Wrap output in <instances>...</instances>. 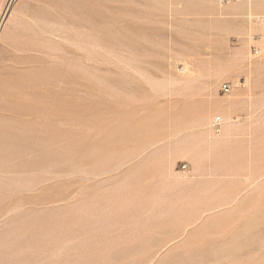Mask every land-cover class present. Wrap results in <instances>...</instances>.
<instances>
[{
    "label": "rangeland",
    "instance_id": "374dc122",
    "mask_svg": "<svg viewBox=\"0 0 264 264\" xmlns=\"http://www.w3.org/2000/svg\"><path fill=\"white\" fill-rule=\"evenodd\" d=\"M233 7L0 0V264H264V0Z\"/></svg>",
    "mask_w": 264,
    "mask_h": 264
},
{
    "label": "bare ground",
    "instance_id": "6f19581e",
    "mask_svg": "<svg viewBox=\"0 0 264 264\" xmlns=\"http://www.w3.org/2000/svg\"><path fill=\"white\" fill-rule=\"evenodd\" d=\"M217 2H218V4L220 5V6H229L230 4L231 5H234V7H233V10H238L239 9V7L241 6V4H242V2H243V0H237V1H233V2H230V3H227V4H221L220 2H219V0H217ZM249 5V4H248ZM249 7V6H248ZM248 10H249V8H248ZM250 12V11H249ZM248 12V13H249ZM250 16H252V15H248V17L250 18ZM258 18H260V17H258ZM250 20V19H249ZM260 23L261 24H263L264 25V18L263 19H261V21H260ZM249 27V26H248ZM262 40L264 41V36L262 37ZM230 92V91H229ZM230 98V97H229ZM217 117V116H216ZM215 117V118H216ZM220 117V116H219ZM215 120V119H214ZM239 120V119H238ZM233 121V124L236 122V120H232ZM222 123H223V121H222V119H221V117H220V123H219V127L217 128V129H215L214 127H213V130H214V132L215 133H218L219 132V130H220V126L222 125ZM238 123V122H237ZM230 125L232 124V123H229ZM240 124V123H239ZM235 125H237L236 123H235ZM243 125V124H242ZM1 129H3V128H0V132H1ZM16 130V129H15ZM15 130L11 133V131L9 132H6V134L8 133H10V136L12 135L13 136V134L14 133H16L17 131H18V129L16 130V132H15ZM227 130H231L232 131V133H234V135L235 134H239V135H241V136H245V135H247V134H249L250 132V126L248 127V126H246V127H240V128H237V127H230L229 126V128L227 127ZM236 130V131H235ZM3 131V130H2ZM5 131H7V130H5ZM20 131H21V129H19V131L17 132V133H20ZM239 131V132H238ZM22 132V131H21ZM5 133V132H4ZM17 133H16V136L14 137H12L13 138V140H14V138L16 139V137H17ZM203 133V132H202ZM200 134L198 137H197V139L195 140V142H193V144L194 145H196L195 146V149H196V147L198 146V144L199 145H206V146H208L209 147V145H211V143L213 142V143H222V144H225V142H224V140H222V139H219V140H214V141H211V140H209L204 134ZM222 133V132H221ZM21 134V133H20ZM5 135V134H4ZM23 135H25L24 134V132H23ZM26 135H27V132H26ZM230 135V137H231V134H229ZM228 135V136H229ZM10 136L9 135H7V137H8V139H10ZM21 135H19V137H20ZM28 136V135H27ZM30 136V135H29ZM220 136V135H219ZM225 136V135H224ZM2 137H3V134H2ZM19 137H17V138H19ZM23 137V136H22ZM26 138V137H25ZM41 138H43V137H41ZM4 139H6V138H4ZM8 139H6V141L8 140ZM22 139V138H21ZM12 140V141H13ZM19 140V139H18ZM23 140H25V139H23ZM26 140H28V139H26ZM31 140V139H30ZM5 141V140H4ZM11 141V140H10ZM9 140H8V142H10ZM16 141H17V139H16ZM19 141H21V140H19ZM18 141V142H19ZM229 141V140H228ZM23 142V141H22ZM22 142H20V144L22 143ZM6 143V142H5ZM15 143V142H14ZM11 145H15V144H12V142L10 143ZM9 144V145H10ZM22 144H25V143H22ZM27 144H29V143H27ZM26 145V144H25ZM29 146V145H28ZM188 146H190V147H192V144H188ZM8 147V146H7ZM12 147V146H11ZM17 147H18V143H17ZM17 147H15V148H17ZM19 147H22V149H23V147L24 146H19ZM10 148V147H9ZM28 149H29V147H27ZM14 149V148H13ZM20 149V148H19ZM19 149H18V154H19ZM15 150V149H14ZM17 151V150H16ZM16 151H14V153L16 152ZM21 151V150H20ZM17 153V152H16ZM164 248H162V249H165V245L163 246Z\"/></svg>",
    "mask_w": 264,
    "mask_h": 264
},
{
    "label": "built area",
    "instance_id": "2783aa9c",
    "mask_svg": "<svg viewBox=\"0 0 264 264\" xmlns=\"http://www.w3.org/2000/svg\"><path fill=\"white\" fill-rule=\"evenodd\" d=\"M233 1H237V0H219V2L221 4H227V3H230V2H233ZM254 52L257 53V51L255 49H254ZM221 89L223 90L224 93H228L230 91L229 83H223L221 85ZM219 123H220V117H216L215 120L213 121V127L215 129H217L219 127Z\"/></svg>",
    "mask_w": 264,
    "mask_h": 264
},
{
    "label": "crops",
    "instance_id": "0c3cea01",
    "mask_svg": "<svg viewBox=\"0 0 264 264\" xmlns=\"http://www.w3.org/2000/svg\"><path fill=\"white\" fill-rule=\"evenodd\" d=\"M220 128H221V126H220Z\"/></svg>",
    "mask_w": 264,
    "mask_h": 264
}]
</instances>
